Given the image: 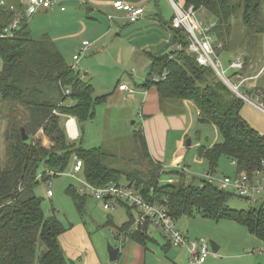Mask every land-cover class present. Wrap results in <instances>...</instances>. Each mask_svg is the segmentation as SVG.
Wrapping results in <instances>:
<instances>
[{
	"label": "trees",
	"instance_id": "1",
	"mask_svg": "<svg viewBox=\"0 0 264 264\" xmlns=\"http://www.w3.org/2000/svg\"><path fill=\"white\" fill-rule=\"evenodd\" d=\"M3 1L5 6H0V108L7 110L8 123L3 132L4 152L0 159V264H67L59 243L66 228L54 213L44 215L42 200L34 190L40 180L48 182L63 174L74 158L82 162L80 173L93 187L121 184L120 180L125 178L127 185L146 201L165 206L174 221L195 215L215 222L226 220L244 227L264 242L262 206L233 210L228 202L238 197L234 193L201 179L194 184V177L187 180L184 173L175 169L164 171L163 165L148 153L142 130L133 133L139 160L136 159L137 167L132 170L109 166L114 155L102 147L85 149L74 143L78 139L70 140L65 132V121L73 118L83 124L92 120L95 107L105 104L112 93L93 97L91 85L84 83L46 35L38 39L32 37L22 13L24 6L14 0ZM173 1L184 9L192 7L201 21L215 23L214 47L216 52L218 46L225 52L224 61L228 64L239 55L237 49L247 48L249 58L243 59V70L230 76L240 75L248 80L257 75L246 76L245 70L254 67L259 61L258 55L264 52V0ZM148 2L162 19L158 0ZM9 6L14 10L10 11ZM172 13L162 25L170 32L174 50L160 55L147 53L149 69L140 87L145 90L154 87L161 110L168 107L172 112L169 114H179L177 107L184 102L193 104L198 111V122L213 125L218 130L221 142L200 146L197 151L209 172H217L219 160L226 157L235 162V174L252 178L264 164V136L242 118L244 101L224 85L211 68L198 65L195 57L186 52L188 35L183 29L171 28ZM18 15L21 20L17 28L10 36H2ZM238 23L244 31L236 41L234 29ZM177 46L181 49L177 50ZM230 54H234L232 59L227 57ZM163 73L166 74L163 79L152 81ZM249 94L263 95L264 101V90L259 87ZM21 128L28 136L26 141L21 138ZM163 175L174 176L176 182L159 183ZM65 194L83 217L90 196L80 194L71 185L65 189ZM118 206L125 207L127 214L126 222L115 228L117 234H126L122 244L133 242L147 251V244L154 242L148 235V227L143 233L127 235L135 216L126 204L118 203ZM105 226L115 225L108 218ZM170 247L167 240L163 249Z\"/></svg>",
	"mask_w": 264,
	"mask_h": 264
},
{
	"label": "rangeland",
	"instance_id": "2",
	"mask_svg": "<svg viewBox=\"0 0 264 264\" xmlns=\"http://www.w3.org/2000/svg\"><path fill=\"white\" fill-rule=\"evenodd\" d=\"M14 1L18 4H22V0ZM49 1L57 2L58 0ZM22 5L24 6V4ZM158 5L165 11L167 19L169 20V17L173 12L169 0H158ZM53 9L60 10L61 7H58V4L53 3V6L47 9L46 11L48 12L46 13L38 10L30 17L25 16V10L22 13L27 20L28 28L32 37L38 39L41 36L46 35L63 55L66 62L72 65L73 54L81 50L80 42L83 40L82 36L85 34L83 33V27L87 21L84 16L87 15L84 9L80 8L78 9L82 15L80 17H84L82 23L76 19L65 21L61 20L58 16L53 15L51 12ZM64 9L73 10L75 8L65 6ZM148 15L152 16V13ZM243 31L244 28L238 23L236 29H234L236 41L241 37ZM218 49L217 52L215 50L216 55L225 68L228 64L224 61L225 52L220 50V48ZM115 50L116 48L112 47L107 53H98L93 60L88 61L87 64L85 63L86 55L84 54L79 61V69L77 72L81 77L84 75V83L91 85L93 88V97L112 93L117 83H124L128 85V87L133 88L134 85L141 83L147 76L148 60L144 55L139 54L136 57L125 58L124 53L121 54V52ZM247 52L248 50L246 47H242L239 50L237 49V53H239V55L237 54V57H242L243 59L247 57L249 58ZM263 55L264 52L262 55H258L259 63L257 62V64H260L258 67H256V64L254 67L249 66L245 70L246 76H251L257 73L256 76L249 78H255V80L246 81V79L245 82H242L239 89L240 93L245 94L248 98H255L249 94L252 89L250 88L251 86L259 87L264 90V74H260L261 70L262 72L264 71ZM87 57H89V55ZM120 62H126L127 64L124 67ZM240 72L241 71L237 72V74ZM238 79H242V77L238 75ZM133 90V94H135L136 90ZM138 101H140L139 98L130 101L125 99V97H120L115 105H110L108 102L97 105L95 107V116L92 120L83 124L76 122L78 141L74 143L77 145L79 144L85 149L96 147L104 148L110 154L114 155V159H111L108 164L113 168L124 170L135 169L138 164H135L136 159L139 160V156L137 142L136 139H134L133 133L141 130ZM257 103L264 105L262 99ZM186 104L187 103H184L182 106L177 107L178 110H180V113L185 111ZM188 108L190 107H187L186 109ZM191 109H193L192 106L190 110L187 111L188 114H186L191 123L190 129L192 128L191 131L187 133L188 136L186 137L187 140L189 139L191 141V146L186 147L187 144L179 148H171L168 146L166 162L171 161V163L169 162L171 165L168 164L165 165V167L166 170L171 171L176 162L173 159H182V161L189 167L188 174L195 178L194 184H198L200 175L207 168L206 162L200 159L197 155L198 148L202 145L213 146L214 144L220 143L221 136L213 125L200 124ZM170 110L171 109L168 107H163L164 114L172 113ZM241 114L250 127L257 131L259 135L264 136V112L258 110L251 104L244 102ZM7 123V110L5 108H0V159L3 157L4 152L3 132ZM73 165L74 159L70 161L63 174L55 178H50V186L48 185V182L40 180L34 190V194L42 200L44 215L48 217L54 213L57 220L66 228V232L59 238V241L61 249L67 259V264H83L84 262H81L78 259L76 260V257H74L75 253L69 251L72 249L75 235L84 230V228L89 235L88 241L92 244L90 247H94L103 263L122 264L125 257L123 253L120 254V259L117 262L109 261L107 256V245L109 244L115 248L120 247V242L115 238L117 235L115 228L126 222V208L123 206H116L114 210L105 211L102 208L101 203L97 202L92 197H89L85 205L84 216L80 217L76 212L71 199L65 194V189L68 186L71 185L74 188L79 189L85 181L82 173L73 174ZM234 168L235 167L231 165L230 160L226 157H222L218 163L217 173L233 176L235 174ZM187 177V180H189V176ZM169 178L176 179L174 176L163 175L160 182L164 184ZM120 183L126 185L127 181L125 178H122ZM48 191L52 193L51 197L47 196ZM263 199L264 195L259 202L253 203L248 200L233 197L228 202V207L233 210H249L261 206L264 208ZM132 214L135 216L133 210ZM108 218L112 219L115 225L114 227L105 226ZM175 227L181 231L189 241H207L211 255L206 259L204 264H264V242L249 234L244 227L233 222L226 220L215 222L195 215L193 217L184 216L179 218L175 221ZM110 232H112L113 235L110 234ZM148 235H150L154 241L147 244L148 264H190V257L187 250L174 247L163 249L167 244V235L162 229L150 228ZM210 242H213L224 249H219L216 254H213ZM88 253L89 250L84 253L81 251L79 256L83 260Z\"/></svg>",
	"mask_w": 264,
	"mask_h": 264
},
{
	"label": "built area",
	"instance_id": "3",
	"mask_svg": "<svg viewBox=\"0 0 264 264\" xmlns=\"http://www.w3.org/2000/svg\"><path fill=\"white\" fill-rule=\"evenodd\" d=\"M169 2L174 12V16L171 21V28L176 30L183 29L188 35L189 44L186 48V52L195 57L198 65L211 68L218 79L237 97L264 112L263 104L257 103L261 100V98H263V95L256 96L254 99L248 98L245 94H242L239 91L242 82H245L246 79L238 81V76H230L231 73H237L243 70V58L236 57L230 61L227 67L224 68L220 59L217 57L214 47L215 40L212 36V30L215 27V23L212 21L208 23L201 21L192 7L184 9L177 5L173 0H169ZM53 3L55 2H50L49 0H26V3L24 4L25 16H33L38 10H47L53 6ZM0 6H5L3 0H0ZM113 8L115 11L123 12L129 23L137 22L144 15L143 8L133 7L120 1H116L113 4ZM8 9L10 11L14 10L13 6H9ZM63 10L64 7H61V11ZM20 20L21 16L19 17L18 15V17H16L4 31L2 36H10L12 31L17 28ZM109 20H111V17H109ZM89 46V43L84 42L81 45V50L72 56V66L74 69H79V61L89 49ZM218 48H220V46H218ZM176 49L180 50L181 47L177 46ZM165 75L166 74L163 73L161 76L153 77L152 81L157 82L160 79H163ZM81 78H83V76ZM118 88L120 91H124L129 95H133L134 93L133 89L124 84L120 85ZM71 122H73L74 125L73 127L71 125V128L76 131V135H72L70 133L71 128L69 124ZM64 127L69 139L72 141L76 140L78 137L76 122H74L72 118H68L64 123ZM231 165L235 166V162L231 161ZM173 168L181 171L182 173H186V167L180 162H175ZM81 170L82 162L74 158V165L72 169L73 174L80 173ZM163 170L168 171L165 166H163ZM50 175H52V173H50ZM200 179L209 185L234 193L240 198L247 199L249 202L257 203L264 195V164L259 171L255 172L252 178H249L244 174H234L233 176H228L217 172L213 173L207 171L201 175ZM175 182L176 180L169 178L164 184H173ZM48 185L50 186L49 181ZM78 191L80 194L88 195L97 202L101 203L102 208L105 211L114 210L115 207L118 206V203L126 204L132 208L135 212V217L127 235L135 232L143 233V229L145 227H148V229L159 228L166 233L167 240L172 247L187 250L190 257V264H204L206 259L211 255L207 241H189V239L186 238L181 231L176 229L175 221L168 214L165 206H160L146 201L142 195L130 188L127 184H110L106 187L96 188L84 181L82 183V187L79 188ZM47 196L51 197L52 193L48 191ZM110 234L113 235L112 232H110ZM125 236L126 234L123 233L115 236L116 240L120 242V245H122V242L125 240Z\"/></svg>",
	"mask_w": 264,
	"mask_h": 264
},
{
	"label": "crops",
	"instance_id": "4",
	"mask_svg": "<svg viewBox=\"0 0 264 264\" xmlns=\"http://www.w3.org/2000/svg\"><path fill=\"white\" fill-rule=\"evenodd\" d=\"M62 1L64 0H58L55 3L58 4ZM77 1L79 2V4L78 6L73 7L75 8L73 10L64 9L63 11H61V9L60 10L53 9L51 12L53 15H56L61 20H65V21L76 19L82 23L84 17H86L87 21L85 22V25L83 27V33H85L84 35L87 36L83 35L82 36L83 40L80 42L81 45L84 42H87L90 45L89 49L85 53L86 64L88 61L93 60V58L98 53H107L108 51H110L112 47H115L116 48L115 51H119L121 52V54L124 53L125 58H131L133 56L136 57L139 54L144 55L148 60L147 67L149 69L150 61L147 57V53H151L152 55H160L174 50V48L171 46L170 32L168 31L167 27L162 25V21L167 19V14L160 6L159 7L162 13L163 20L159 16H156L158 10L155 7H152L153 6V5L151 6L152 3L148 2V0H77ZM116 1L129 4L133 7L143 8L144 9L143 17L135 23H129L123 12H118L114 10L113 4ZM25 3L26 0H22V4ZM80 8L84 9L87 16L80 17L82 16L80 14L81 13L80 10L78 11V9ZM40 11L43 13L48 12L46 10H40ZM151 13L152 16L148 15ZM172 14L173 13H171V15ZM109 17H111V20H109ZM101 22L104 24H102ZM116 41H118L119 43ZM88 55L89 57H87ZM227 57L228 59L229 58L232 59L234 57V54H230ZM120 64L125 67L127 63L120 62ZM258 65L260 64H257L256 67H258ZM260 74H264V71L262 72L261 70ZM84 78L85 76L83 75V80ZM144 80H142L141 83L134 85L133 88L129 87L131 89L136 90L135 94L133 95H129L124 91H120L118 87L124 83L121 84L117 83L114 87V91L112 92L111 96L108 98L107 102L108 104L110 103V105H115L120 97L122 98L125 97V99H128L130 101L139 98L140 101L138 102L140 108L139 117L141 119V130L143 132L146 141L148 153L155 161H158L163 166H165L171 163V161H169L170 163L166 162V154L168 151V146H170L171 148L173 147L179 148L181 146H184L187 143V141H190L189 139L187 140L186 138L188 136L187 133H189V131H191L192 129V128L190 129L191 123L189 122L188 115H186L188 114L187 111L190 110L192 106L193 109H191V111L195 114L196 117L198 115V111L196 110L193 104H190L189 102H184L187 103L185 105L184 112L179 114H164V112L160 108L158 95L155 88L152 87L150 89L145 90L140 87V85L144 82ZM249 80L250 81L255 80V78H251L246 81ZM126 86L128 87V85ZM250 88L253 89L256 87L251 86ZM251 96L256 97V94H251ZM187 107L190 108L186 109ZM242 118L244 119L243 116ZM74 122L76 121L74 120ZM190 146H191V141H190V145L189 146L186 145V147H190ZM173 160L176 162H180L182 165H184L186 167V173L184 174L186 176H189V179L193 178L192 175L188 174L189 167L182 161V159L175 158ZM207 171L208 170L206 168L204 172ZM88 236L89 235L87 234L85 228L84 230L77 233L75 235L72 249L69 251L71 253H75L74 257H76V260L78 259L81 262L84 261L83 264H105L100 260L94 247H90L92 246V244L90 243V241H88ZM217 246H218V250L224 249L219 245ZM119 248H122L120 254L123 253L125 255L122 264H148L147 263L148 251H145L140 245L133 242H129L127 244L120 245ZM88 250H89L88 255L85 257V259L82 260V258H80L79 256L80 252L82 251V253H84L85 251ZM119 259H120V255L118 260Z\"/></svg>",
	"mask_w": 264,
	"mask_h": 264
},
{
	"label": "water",
	"instance_id": "5",
	"mask_svg": "<svg viewBox=\"0 0 264 264\" xmlns=\"http://www.w3.org/2000/svg\"><path fill=\"white\" fill-rule=\"evenodd\" d=\"M78 4H79V2L77 0H64L60 3H58V6L59 7H65V6L76 7V6H78ZM20 133H21L22 140L26 141L28 139V136L25 134V131L23 128L20 129ZM186 144L189 146L190 141H187ZM210 247H211L212 252L214 254H216L218 252V246L215 243L210 242ZM121 249L122 248L112 247L109 244L107 245V256H108V259L110 262H117Z\"/></svg>",
	"mask_w": 264,
	"mask_h": 264
},
{
	"label": "bare ground",
	"instance_id": "6",
	"mask_svg": "<svg viewBox=\"0 0 264 264\" xmlns=\"http://www.w3.org/2000/svg\"><path fill=\"white\" fill-rule=\"evenodd\" d=\"M69 125H70V128H71V125H72V127L74 126V125H73V122H71ZM74 128H75V127H74ZM70 133H71L72 135H76V131H75L73 128H71Z\"/></svg>",
	"mask_w": 264,
	"mask_h": 264
}]
</instances>
